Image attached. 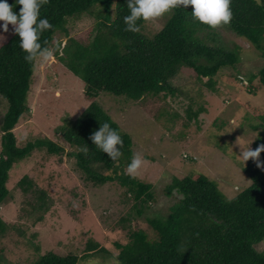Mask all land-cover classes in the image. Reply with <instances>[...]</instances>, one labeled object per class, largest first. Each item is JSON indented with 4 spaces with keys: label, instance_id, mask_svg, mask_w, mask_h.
Returning a JSON list of instances; mask_svg holds the SVG:
<instances>
[{
    "label": "trees",
    "instance_id": "trees-1",
    "mask_svg": "<svg viewBox=\"0 0 264 264\" xmlns=\"http://www.w3.org/2000/svg\"><path fill=\"white\" fill-rule=\"evenodd\" d=\"M20 7L16 4L13 11L18 12ZM230 8L232 19L224 26L264 51V0H230ZM191 9V5L187 9L173 8L170 20L152 37L141 32L144 20L137 21L138 31L125 30L123 17L129 14L127 0H48L40 9V16L48 18L53 25L41 34L42 47L53 49L55 56L84 82L85 95L92 100L74 121L61 126L59 132L76 149L73 156L90 180L97 184L119 183L136 201V207H146L155 201L152 184L126 174L134 155L133 138L96 98L102 92L135 101L149 95L160 96L163 92L174 95L177 90L171 80L183 70L216 91L218 72L227 66L234 67L239 54L205 41L202 33L207 30L211 36L214 28L209 29L212 27L193 19ZM82 16L96 20L87 42L72 36L69 25L71 19ZM12 27L9 24L8 31L0 30V96L8 105L1 125L0 205L10 194L8 181L16 163L38 148H46L53 154H62L65 150L48 137L28 141L24 146L17 144L14 129L21 117L30 112L28 93L38 56L31 62L25 61L20 38ZM57 35L66 38L64 44L62 40L55 42ZM258 78L257 85L248 84L253 91L264 89V66ZM187 111L190 118L199 113L192 112L190 107ZM258 117L260 122L253 128L261 127L264 132V111ZM104 122L116 129L123 140L117 161L110 160L89 138ZM261 144L264 136L259 135L252 149ZM85 147L87 153L83 151ZM259 159L264 162V151ZM243 171L251 182L233 198H227L217 182L204 173L173 177L165 187L166 193L177 192L181 198L167 215L148 218L157 238L151 239L141 229L132 230L128 242H116V260L120 264H264V251L255 247L264 240V168L257 167L249 158ZM19 184L26 192L34 186L28 176ZM37 193L38 208L45 209L46 193ZM6 228L7 224L0 218V231ZM87 249L106 252L92 241ZM79 258L76 254L49 250L32 264H77Z\"/></svg>",
    "mask_w": 264,
    "mask_h": 264
},
{
    "label": "rangeland",
    "instance_id": "rangeland-1",
    "mask_svg": "<svg viewBox=\"0 0 264 264\" xmlns=\"http://www.w3.org/2000/svg\"><path fill=\"white\" fill-rule=\"evenodd\" d=\"M173 13L171 9L145 21L141 32L152 37ZM70 22L71 35L87 42L95 18L82 16ZM213 31L211 36L207 30L202 33L205 41L239 54L234 67L218 72L216 91L183 70L171 80L177 90L174 95L163 92L135 101L102 92L96 98L132 136L134 154L139 153L143 159L136 176L152 184L156 197L146 207H136V201L119 183L97 184L78 166L73 156L76 149L65 141L59 128L74 121L92 100L85 95L84 82L55 56L53 49L51 63L37 57L28 93L30 112L14 129L17 144L24 146L48 137L65 150L53 154L46 148L35 149L11 169L10 194L0 205V218L7 224L6 230L0 231V264H32L49 250L76 254L80 256L77 264H120L116 242H128L132 230L141 229L151 239L157 238L148 218L167 215L181 198L177 192L166 193L165 187L173 177L204 173L217 182L227 198L250 184L243 171L247 161L243 163L238 154L240 147L249 145L252 149L258 136H264L261 127L253 128L260 122L258 114L264 111V89L253 91L248 87L258 84L264 51L228 26L220 25ZM58 40L64 44L66 38L57 35L55 42ZM7 106L0 96V151ZM188 107L198 115L190 118ZM24 176L34 183L27 192L19 184ZM36 189L46 193L45 209L38 208ZM137 208L143 212L138 213ZM91 241L106 252H89ZM255 247L264 251V240Z\"/></svg>",
    "mask_w": 264,
    "mask_h": 264
},
{
    "label": "clouds",
    "instance_id": "clouds-1",
    "mask_svg": "<svg viewBox=\"0 0 264 264\" xmlns=\"http://www.w3.org/2000/svg\"><path fill=\"white\" fill-rule=\"evenodd\" d=\"M48 3V0H14L9 4L7 0H0V30L8 31L11 24L12 31L19 36V46L26 54L25 61L31 62L37 56L49 63L52 62L53 53L40 43L41 34L53 27L48 18L40 16L41 7ZM16 4L21 5L18 12L13 8ZM191 5L193 19L215 28L220 25H228L232 19L230 0H127L129 14L123 17L125 30L136 32L139 30L138 20H150L163 15L173 8L187 7ZM92 143L112 161H117L121 155L120 147L123 140L116 129H113L108 122L100 124V127L91 133ZM240 145V144H239ZM87 153L88 149H83ZM264 151V144L258 145L254 150L247 146L239 151L243 163L249 158L256 162L257 167L264 168V162L260 161L259 154ZM143 164V159L136 153L130 159L126 168V174L135 176Z\"/></svg>",
    "mask_w": 264,
    "mask_h": 264
}]
</instances>
